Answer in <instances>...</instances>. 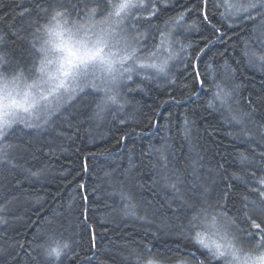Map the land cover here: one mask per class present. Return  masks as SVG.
<instances>
[{"label": "snow or ice", "instance_id": "6c2138e0", "mask_svg": "<svg viewBox=\"0 0 264 264\" xmlns=\"http://www.w3.org/2000/svg\"><path fill=\"white\" fill-rule=\"evenodd\" d=\"M12 7L18 10L22 23L0 31V168H22L25 180H39L46 170L23 168L13 155L21 147L16 141L43 132H55L71 140L80 132V123L74 121L86 114L98 121L111 114L114 121L127 128L129 119L118 118L119 114L130 103L128 94L145 91V85L154 84L167 93L162 107L170 102L182 103L174 90H188L184 81L191 82V89L183 99L198 100L211 80L215 91L205 110L224 109L225 122L237 125H243L251 113L233 109L232 102L239 103L236 97L240 85L225 90L217 79L218 69L235 81L237 75H243L242 68H258L264 88V0H13ZM169 10L175 15L158 26L155 21ZM192 32L200 34L202 46L177 38ZM217 43L225 44L218 55L227 58L222 64H217L215 57L205 63L202 58ZM237 49L239 59L227 55ZM257 99L264 104V97ZM247 106L251 112L258 111L251 95ZM260 118L264 120V114ZM193 123L185 115L180 126L189 145ZM63 126L73 135L66 134ZM170 130L166 126L165 131ZM258 130L259 138L247 130L234 136L235 141L247 145L239 153V163L252 179L226 173L225 187L215 196L211 195L212 185L217 184L219 172L214 176L212 169H207L208 174L202 176V158L186 165L191 169L189 180L175 164L169 166V141L173 137L165 135L160 149L149 147L147 155L159 162L153 164L159 176L153 179V185L161 184L172 193V199H166L170 218L164 216L161 223L176 235L178 250L183 243L177 264H264V125ZM134 134V128L125 131L119 141ZM59 148L64 151L62 145ZM54 154L55 150L49 152ZM171 155L177 160L175 152ZM133 167L130 156L129 170ZM217 167L224 169L223 164ZM234 180L242 181L248 193L241 197L238 207L230 204L237 187L231 183ZM21 185L22 181L16 180L13 187ZM109 186V195L118 196L123 205L119 209L123 217L143 221L148 219L149 209L156 214L164 207L154 208L149 201L144 215H140L136 197L124 181H119L118 187L110 181ZM10 202L5 198L0 203V213L7 211ZM87 211L85 204L83 224L92 228ZM6 223L0 215V224ZM48 223L51 225V221ZM76 249L74 237L66 236L62 227L50 226L27 244L0 247V264H83L85 257ZM124 259L128 264L133 259L135 264H166L148 245L130 248Z\"/></svg>", "mask_w": 264, "mask_h": 264}, {"label": "trees", "instance_id": "16d2710c", "mask_svg": "<svg viewBox=\"0 0 264 264\" xmlns=\"http://www.w3.org/2000/svg\"><path fill=\"white\" fill-rule=\"evenodd\" d=\"M12 5L13 0H0V18H3L0 19V31L12 30L13 25L19 27L22 23L18 10L13 11ZM172 15H175V11L169 10L155 23L162 27L163 21ZM204 35L207 36L208 33ZM177 38L184 43L190 41L194 46H202V38L196 32L186 36L181 33ZM19 45L20 42L17 41L16 46ZM224 47L223 43L215 44L211 52L202 59L207 63L215 57L217 64H222L227 56L220 57L218 52L224 51ZM237 53L239 49L236 53L227 55H235L239 59ZM201 67L203 71V65ZM240 71L243 75H237L235 81L230 80L229 74L223 73L222 69H218L216 75L225 90H230L235 84L240 85L236 97L239 103L232 102V107L241 113H251L243 125L225 122L227 112L224 109L220 112L205 110V103L212 99L215 91L211 80L198 100L183 99L191 89V82L184 81L189 85L188 90H174L176 98L182 101L180 105L170 102L161 107L168 95L154 84L145 85L143 92L128 94L130 103L118 117L129 119L127 128L114 121L111 114L103 121L89 119L86 114L79 121H74L80 123L79 133L73 135L67 126H63L66 134L73 135L71 140L57 136L55 132H43L16 141L21 146L13 151L18 163L23 168L45 169L46 174L39 180L34 177L25 180L22 168H0V203L5 198L11 201L7 204V211L0 213L7 221L6 224H0V247L9 248L16 243L27 244L37 233L52 226L62 227L66 236L74 237L77 241L76 250L85 257L83 264H89V260L90 264H128L124 258L128 256L130 248L138 245H148L166 264H177L183 243L178 250L176 235L161 223L164 216L170 218L166 199H172V193L161 184L153 185V179H159L158 168L154 169L153 164L158 165L159 162L155 157L147 155L148 149L150 146L160 149L165 143V135L173 137L169 141V166L175 164L189 180L192 179L191 169L186 165L190 160L202 158V176L208 174L207 169H212L214 176L219 172L217 184L212 185V196L225 187L223 177L226 173L236 172L244 179L251 180L252 177L247 174L248 169L239 163V153L245 151L247 145L235 141L234 136L247 130L259 138L258 127L264 125V120L260 118L264 114V104L259 103L257 98L264 97V88H261L262 73L258 68H242ZM249 95L256 104L257 112H251L247 106ZM217 107L219 108V104ZM185 115L194 121L191 145L183 139L180 131ZM153 124H157V127H153ZM166 126L171 130L166 132ZM133 128L137 134L119 141L125 131ZM228 133H233V136ZM241 139L246 140L247 137L241 136ZM60 145L64 151H60ZM51 150H55L54 155H49ZM101 152L105 154L100 155ZM172 152H175L177 160H173ZM130 156L134 163L131 170ZM219 164L224 165L223 170L218 169ZM16 180L22 181L18 188L13 187ZM110 181L117 187L119 181H124L126 188L136 197L140 215H144L149 201L154 208H160L161 204L164 207L156 214L149 209L148 219L143 221L123 217L119 214V209L123 207L119 197L109 195L112 191ZM231 183L237 187L232 192L230 204L238 207L241 197L248 193L242 181L234 180ZM81 184L84 188L79 187ZM85 195L88 197L87 201L83 200ZM85 204L88 206L87 215L92 228L83 224ZM132 264H135L134 259Z\"/></svg>", "mask_w": 264, "mask_h": 264}]
</instances>
